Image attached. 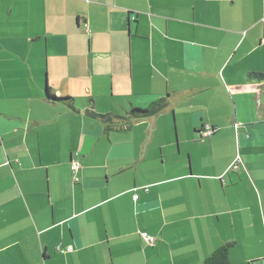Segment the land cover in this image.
I'll return each instance as SVG.
<instances>
[{
  "label": "crops",
  "instance_id": "crops-1",
  "mask_svg": "<svg viewBox=\"0 0 264 264\" xmlns=\"http://www.w3.org/2000/svg\"><path fill=\"white\" fill-rule=\"evenodd\" d=\"M262 76L264 0H0V264H264Z\"/></svg>",
  "mask_w": 264,
  "mask_h": 264
},
{
  "label": "trees",
  "instance_id": "trees-1",
  "mask_svg": "<svg viewBox=\"0 0 264 264\" xmlns=\"http://www.w3.org/2000/svg\"><path fill=\"white\" fill-rule=\"evenodd\" d=\"M264 78V76H262ZM45 98L49 102H62V103H68L71 101L70 98H56L54 95L51 94L48 88L45 89ZM163 109V103H154L152 104L149 108L145 110H138V109H133L130 111V116L133 119H138V118H145L152 116L156 114L157 112L161 111ZM101 119L102 122L108 123L110 122L108 116L106 115H98ZM215 132L212 133V135ZM211 135V136H212ZM210 136V137H211ZM231 245L226 244L219 249H217L215 252H213L204 262L203 264H229L228 260V251L230 249Z\"/></svg>",
  "mask_w": 264,
  "mask_h": 264
},
{
  "label": "built area",
  "instance_id": "built-area-1",
  "mask_svg": "<svg viewBox=\"0 0 264 264\" xmlns=\"http://www.w3.org/2000/svg\"><path fill=\"white\" fill-rule=\"evenodd\" d=\"M212 133H213V130L210 128V126H205V128H204V131H203V136L206 138V137H210L211 135H212ZM237 163H239V159L237 158V160H236V163H234V165L232 166V167H236V165H237ZM80 167V163H79V161H77V160H73L72 162H71V164H70V169H71V171L72 172H76L77 171V169ZM142 237H143V239L144 240H147V239H149L148 237H147V235L146 234H142ZM70 251V249L68 248V249H59L58 250V252L59 253H66V252H69Z\"/></svg>",
  "mask_w": 264,
  "mask_h": 264
}]
</instances>
